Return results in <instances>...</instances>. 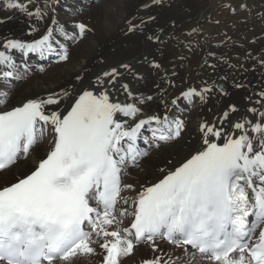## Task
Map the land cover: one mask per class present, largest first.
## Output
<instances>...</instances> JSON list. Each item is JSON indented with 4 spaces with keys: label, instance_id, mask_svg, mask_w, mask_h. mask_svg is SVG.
Masks as SVG:
<instances>
[{
    "label": "snow or ice",
    "instance_id": "snow-or-ice-1",
    "mask_svg": "<svg viewBox=\"0 0 264 264\" xmlns=\"http://www.w3.org/2000/svg\"><path fill=\"white\" fill-rule=\"evenodd\" d=\"M0 2L37 21L53 14L39 38L0 40V81L9 84L0 89V264H264V90L259 108L242 113L231 104L202 120L197 146L155 179L128 182L141 161L186 131L180 102L206 104L213 88L205 81L171 100L134 94L117 86L123 73L113 67L86 84L13 100L32 55L68 62L70 46L57 36L75 44L90 29L56 20L60 0L32 9L34 0ZM219 92L227 95L222 85ZM157 102L159 111H149Z\"/></svg>",
    "mask_w": 264,
    "mask_h": 264
},
{
    "label": "bare ground",
    "instance_id": "bare-ground-1",
    "mask_svg": "<svg viewBox=\"0 0 264 264\" xmlns=\"http://www.w3.org/2000/svg\"><path fill=\"white\" fill-rule=\"evenodd\" d=\"M62 1L64 0H60L59 6L56 7L55 19L69 29L71 28V22L84 23L90 31L86 32L85 36L77 43H69L73 63L68 61V63L63 62L54 64L53 66H44L45 71L42 73L32 68L33 70L29 78L26 79V82H30L20 88H18L20 86L18 85L16 94L15 91L17 88H15V91L12 93L13 100H21L25 97L43 96L57 91L65 87L61 83L68 79H70L72 85L86 84L90 79L94 80L97 75H101L104 71H108L113 67L123 73V75L118 78L117 86H119L120 83H127L129 85V90L134 94L156 95L163 92L165 97L171 100L190 87L197 89L203 87L205 81L213 88V93L209 96L206 104H200L199 100L192 105H188L183 101L180 102L181 107L185 110L184 118L187 121L186 131L182 134L184 140L182 142H179L182 138L176 140L175 142L178 141L177 145L174 146L176 150L164 157V160L161 162H144L150 157L143 160L141 163L143 170H133L131 175L126 178L128 182H136L137 180L143 182L145 180L155 179L159 176V169L161 167H170V165H168L169 160L176 162L187 156L192 148L197 146L199 141L197 129L202 120H212L214 115H219L222 110L226 109L231 104L237 105L242 113L248 107H260L255 101L258 99L259 93L264 90V64L255 66V64H251L250 62H255V60H258L257 58L261 59V61L264 60V29L259 31L256 35V39L255 37L252 39L254 42H251L252 44H250L249 47L242 46L239 40L231 41L232 43L229 42V40H224L225 42L215 41L210 45L208 41H203L202 38L205 37V35H203V31H199V28H197L199 24H194L192 27L195 28V32L198 31L197 35L193 36L195 40H189V43L186 41L179 42L187 43V45L193 49V52L191 51V54H179L180 52L178 53L177 51L176 54L171 57L169 54L170 49H168V44L171 41L167 42L166 40H162L161 42H157L148 39V36L159 37V41L162 39L163 27L165 26L163 20L168 17L167 15H170L167 13L169 10L167 6L163 9H161L159 5L147 9L149 6H147L146 0H114L109 8H112V10L116 9L117 12L119 10L123 12H119L115 17H111L110 12H103L105 17L101 18L99 11L95 8H90V6L94 7L96 4L89 5V8L84 7V5L83 13L86 10L91 11L87 12L85 14L86 16H81L82 14L76 12L77 8L72 7H70L72 11L69 14L66 7L61 4ZM96 1L100 2L101 0ZM20 2L25 3L26 0H20ZM72 2H74V0H72ZM91 3H93V1ZM37 5L43 7V0H34V3L29 5V8L32 9ZM154 10L156 11L155 13L152 12ZM7 11H10L7 17H11V19L5 24H0V40L5 36L21 38L26 41L39 38L50 26L53 16L52 13H49L43 21H37L34 18L30 19L20 10L7 9ZM73 13H76V15H73ZM2 15L3 13L0 8V18H2ZM150 17H152V19H150ZM119 18L123 20L119 21ZM97 21L101 22V28ZM141 21H144L142 25ZM33 25L38 31L28 35L27 33ZM131 25H139L140 27L136 31L130 32L129 28ZM91 35H96L97 37V41L91 43V46L83 45V49L76 47L84 40H88L87 37ZM199 35H202V38H197ZM57 38L61 40L62 37L57 36ZM62 40L61 42H63ZM253 43L258 45L259 50L251 48ZM172 45L177 44L172 42L171 46ZM245 48L250 49L252 54L250 53V56L248 52L247 54L245 52L248 61L243 68L240 67L239 69L238 62L240 57L238 58L236 54L242 52ZM211 51L214 52L213 55H210ZM190 55L192 56L191 60ZM145 57H147V59H145ZM150 61L160 64V69L153 68L149 63ZM64 63H67V65L63 67ZM122 64L130 65L131 71L129 72L121 68L120 66ZM209 65H214L215 67L213 68ZM55 68L58 69L37 79L38 75H43ZM213 69L217 70L211 71ZM236 71H240V73L235 76L234 74ZM77 75H81L84 79L82 81H77L75 79ZM186 76L188 77L186 78ZM184 77L186 78V82H182L180 87H178L177 84L179 80H185ZM218 83H222L225 86L227 95L219 92V89L216 87ZM236 83H243L246 86L243 88H236L234 87ZM158 85L159 87H157ZM4 88L5 87L0 86V89ZM174 90L179 92H174ZM249 97H251V100L248 99ZM119 99L121 101H128L127 96L122 94L119 95ZM70 103L71 101H69V104ZM159 108L158 102L153 103L149 111H159ZM209 109H211V111ZM187 118H189V120H187ZM249 118H252L251 115H249ZM166 146H161L160 149L153 151L151 155L156 156V153ZM19 171H26L25 166L21 165ZM141 253L145 256L150 255L144 248L141 249ZM136 259L138 260L139 257H136ZM129 264H134L133 258H129Z\"/></svg>",
    "mask_w": 264,
    "mask_h": 264
},
{
    "label": "rangeland",
    "instance_id": "rangeland-1",
    "mask_svg": "<svg viewBox=\"0 0 264 264\" xmlns=\"http://www.w3.org/2000/svg\"><path fill=\"white\" fill-rule=\"evenodd\" d=\"M91 1L92 0H86L84 2L83 0H75V4L71 3L72 5L71 7L77 8L78 6L76 4H80L82 6L85 5L84 7L86 8H89V5L96 4L94 7L90 6V8H93V9L95 8L97 11H99V15H101V18L105 17L103 12H106V13L110 12L111 17H115V15H117L119 12H123L120 10L117 12L116 9L112 10V8L111 9L109 8V6L113 4L114 0H101L100 2L99 1L93 2L94 4L91 3ZM146 3L148 4L147 6H149L147 7V9L148 8L150 9L152 7L154 8L155 6H158V5L161 6V9L166 8V6L167 8H169L167 13H169L170 15H167L168 17H166V19L163 20L164 21L163 24L165 23V26L163 27L164 31L162 32V35H163L162 39H160L159 42H161L162 40H166L167 42L171 41L168 44V49H170L169 54L171 55V57L174 54H176L177 51L178 53L180 52L179 54L181 53L191 54L193 52V49L190 48L189 45H187V43H189V40L190 41L195 40L193 36L197 35L198 31L195 32V28L192 27V25L194 24H199V27L197 28H199V31L200 30L203 31V35H205V37L203 38H202V35H199L197 38H202L203 41L205 40L206 42L208 41L210 45L213 44L215 41L225 42L224 40H229V42L231 41L233 42L235 40H239L242 46L249 47V45L252 44L251 42H254L252 41V39L254 37L256 39L257 37L256 35L259 33V31H262L261 29H264V0H163L161 5L160 3H156V0H146ZM62 4L70 5L69 1L63 2ZM1 6H4L3 2H1ZM1 11L3 13L2 18L7 17L10 14V11H7V10L4 11V9ZM89 11L91 10H88V11L86 10L84 13L82 12L80 14H82L81 16H84ZM113 12H116V13H113ZM152 12L155 13L156 11L154 10ZM120 20H123V19L119 18V21ZM100 21H97L99 27L101 23ZM173 33L175 36L173 35ZM91 36L87 37L88 40H84L82 43H80L76 47H80L81 49H83V45L91 46V43L97 41L96 35H91ZM180 41H186L187 43H179ZM172 42L177 45L171 46ZM178 43L181 45H179ZM224 44H227V43H224ZM256 45L257 44L253 43V46H251V48L252 49L255 48L259 50L258 45L257 46ZM244 50H243L244 52L242 51V52H239L238 54L235 53L238 58L240 57L239 62H238L239 69L240 67L243 68L244 65L248 61V59L246 58L247 52L249 54L250 53L252 54L250 49L245 48ZM263 52H264V49H263ZM213 54L214 52L211 51L210 55H213ZM191 57L192 56L190 55V60H191ZM257 59L258 60H255V62L252 61L253 63L252 62L250 63L255 64V66H258V65L260 66L262 64L261 59L259 58ZM72 61H73V58L71 55L69 62H72ZM67 63H64L63 67L66 66ZM63 67H58V68H63ZM58 68H55L54 70H50L44 73L43 75L42 74L38 75L37 79L40 77H44L50 72H54ZM216 70L217 69H213L211 71H216ZM239 73L240 71H236L234 75L236 76ZM187 77L188 76H186V78ZM186 78L185 80L180 79L177 86L180 87V84H182V82L183 83L184 81L186 82ZM34 79L37 80L36 78ZM29 82H26L25 80L22 83L21 82L17 83L15 88H17L18 85H20L18 87L20 88L21 86ZM61 84H63L65 87H69L72 85L70 82V79L64 81ZM18 88L16 89L15 94ZM174 92H179V91L174 90ZM187 120H189V118H187ZM181 138L182 139L179 140V142H182L184 140V136H182ZM177 142L175 143L173 142V144L171 143V145L169 144V146H166L164 149H161L159 152L156 153V156L150 155L149 156L150 158L144 162L156 163V162L163 161L164 157L168 156L172 151L176 150L174 146L177 145ZM21 165H23V163Z\"/></svg>",
    "mask_w": 264,
    "mask_h": 264
},
{
    "label": "water",
    "instance_id": "water-1",
    "mask_svg": "<svg viewBox=\"0 0 264 264\" xmlns=\"http://www.w3.org/2000/svg\"><path fill=\"white\" fill-rule=\"evenodd\" d=\"M220 86V85H219Z\"/></svg>",
    "mask_w": 264,
    "mask_h": 264
}]
</instances>
